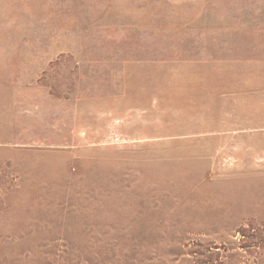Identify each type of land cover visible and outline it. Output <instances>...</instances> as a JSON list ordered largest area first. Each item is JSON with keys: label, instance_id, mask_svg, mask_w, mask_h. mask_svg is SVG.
Listing matches in <instances>:
<instances>
[{"label": "rangeland", "instance_id": "1", "mask_svg": "<svg viewBox=\"0 0 264 264\" xmlns=\"http://www.w3.org/2000/svg\"><path fill=\"white\" fill-rule=\"evenodd\" d=\"M211 1L0 29V264H264V15Z\"/></svg>", "mask_w": 264, "mask_h": 264}, {"label": "crops", "instance_id": "2", "mask_svg": "<svg viewBox=\"0 0 264 264\" xmlns=\"http://www.w3.org/2000/svg\"><path fill=\"white\" fill-rule=\"evenodd\" d=\"M54 3L55 5H53ZM54 3L51 4L48 0L35 3L31 0H0V29H71V24H76L78 21L76 18L73 21V18L69 15H77L79 0H54ZM199 3L205 9V12L208 6L217 5L215 1L211 0H199ZM230 4L234 9V13L264 15V0H230ZM247 23L249 24V22ZM253 24L244 28L264 29V23L260 26ZM75 28H77L76 25ZM237 90L231 93V98L234 100L237 98H235V95L233 97V94L240 93ZM234 122L236 125H241V127L232 130L236 135H239V133L252 135L256 131L264 133V121L257 124H253L248 119L235 120Z\"/></svg>", "mask_w": 264, "mask_h": 264}]
</instances>
